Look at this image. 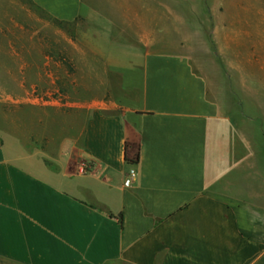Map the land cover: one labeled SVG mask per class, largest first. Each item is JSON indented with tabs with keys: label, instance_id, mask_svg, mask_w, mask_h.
Wrapping results in <instances>:
<instances>
[{
	"label": "crops",
	"instance_id": "crops-1",
	"mask_svg": "<svg viewBox=\"0 0 264 264\" xmlns=\"http://www.w3.org/2000/svg\"><path fill=\"white\" fill-rule=\"evenodd\" d=\"M30 1L86 21L82 40L115 84L75 157L64 147L54 163L0 114V264H264V131L225 77L145 33L126 41L82 0Z\"/></svg>",
	"mask_w": 264,
	"mask_h": 264
},
{
	"label": "rangeland",
	"instance_id": "rangeland-1",
	"mask_svg": "<svg viewBox=\"0 0 264 264\" xmlns=\"http://www.w3.org/2000/svg\"><path fill=\"white\" fill-rule=\"evenodd\" d=\"M82 2L99 18L122 23L116 29L126 41L145 33L154 49L186 52L197 72L223 75L243 113L257 115L264 131V0ZM138 17L145 26L124 24ZM87 32L82 19L61 23L30 0H0V114L18 117L20 130H34L35 144L50 148L51 163L64 147L75 157L90 107L115 84L82 40Z\"/></svg>",
	"mask_w": 264,
	"mask_h": 264
},
{
	"label": "built area",
	"instance_id": "built-area-1",
	"mask_svg": "<svg viewBox=\"0 0 264 264\" xmlns=\"http://www.w3.org/2000/svg\"><path fill=\"white\" fill-rule=\"evenodd\" d=\"M137 176H138L137 171L134 168H132L128 174L126 185H131L135 181Z\"/></svg>",
	"mask_w": 264,
	"mask_h": 264
},
{
	"label": "trees",
	"instance_id": "trees-1",
	"mask_svg": "<svg viewBox=\"0 0 264 264\" xmlns=\"http://www.w3.org/2000/svg\"><path fill=\"white\" fill-rule=\"evenodd\" d=\"M56 20L59 21V22H61V23H70V22L60 21L58 19H56ZM119 218H120V221L122 222V220H123L122 214L119 215Z\"/></svg>",
	"mask_w": 264,
	"mask_h": 264
}]
</instances>
